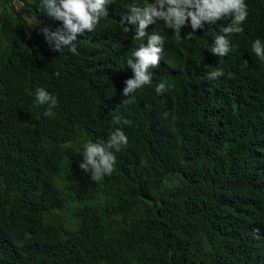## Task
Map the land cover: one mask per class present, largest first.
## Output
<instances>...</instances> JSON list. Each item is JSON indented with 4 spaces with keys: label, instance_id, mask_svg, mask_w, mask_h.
I'll return each instance as SVG.
<instances>
[{
    "label": "trees",
    "instance_id": "obj_1",
    "mask_svg": "<svg viewBox=\"0 0 264 264\" xmlns=\"http://www.w3.org/2000/svg\"><path fill=\"white\" fill-rule=\"evenodd\" d=\"M21 1L28 18L11 4L0 18V264H264V61L251 48L264 0H245L223 57L210 49L230 19L183 40L150 25L166 38L159 67L127 104V59L147 39L120 21L145 0H114L75 54L49 48L41 28L62 24L41 0ZM37 88L58 100L51 117ZM116 115L128 144L94 182L84 145L107 141Z\"/></svg>",
    "mask_w": 264,
    "mask_h": 264
},
{
    "label": "clouds",
    "instance_id": "obj_2",
    "mask_svg": "<svg viewBox=\"0 0 264 264\" xmlns=\"http://www.w3.org/2000/svg\"><path fill=\"white\" fill-rule=\"evenodd\" d=\"M114 0H41L40 10L54 21H59L62 27L55 31L48 27L41 28L46 43L53 52L60 54L77 51V38L85 32L96 29L101 19L108 16L107 6ZM248 6L245 0H145L142 6L131 7L129 13L121 18L122 31L129 33L131 29L126 25H137L134 40L144 41L127 59V65L133 72V78L127 79L123 88V95L128 97L123 103L135 102V93L145 85L152 84L150 69L158 68L165 36L153 31L147 32L149 26L162 24L164 29L171 30L179 40L181 30L190 25L192 32L190 38L197 30L203 29L206 24H216L218 21L230 19V23L220 29L221 34L215 37L214 46L210 51L223 57L233 49L229 37L243 32L242 24L247 20ZM252 52L264 61V43L260 39L253 41ZM247 63V62H246ZM223 69L208 73V79L215 80L223 76ZM166 82H160L155 87L157 95L168 91ZM35 103L37 106L47 105L44 115L51 117L53 109L57 107L58 100L44 88L35 90ZM167 115V113H165ZM112 123L120 125L111 132L107 141L87 142L84 145L83 160L79 168L94 182H100L106 175H111L116 166L115 153L120 152L128 144V137L122 126L131 122L119 115L113 117Z\"/></svg>",
    "mask_w": 264,
    "mask_h": 264
},
{
    "label": "rangeland",
    "instance_id": "obj_3",
    "mask_svg": "<svg viewBox=\"0 0 264 264\" xmlns=\"http://www.w3.org/2000/svg\"><path fill=\"white\" fill-rule=\"evenodd\" d=\"M10 4L13 5L22 16L26 18L29 17L28 9L23 1L21 0H11V1L10 0H0V18H1V12L3 11V9H5L6 7H9ZM238 101L240 102V100Z\"/></svg>",
    "mask_w": 264,
    "mask_h": 264
}]
</instances>
